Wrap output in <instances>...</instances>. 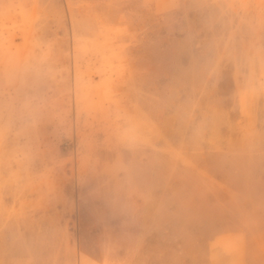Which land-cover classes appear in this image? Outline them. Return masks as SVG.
<instances>
[{"label":"rangeland","instance_id":"rangeland-1","mask_svg":"<svg viewBox=\"0 0 264 264\" xmlns=\"http://www.w3.org/2000/svg\"><path fill=\"white\" fill-rule=\"evenodd\" d=\"M0 264H264V0H0Z\"/></svg>","mask_w":264,"mask_h":264}]
</instances>
